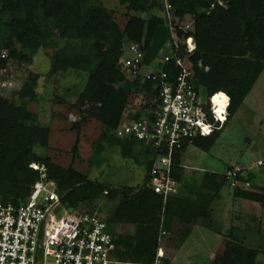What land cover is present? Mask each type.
I'll return each instance as SVG.
<instances>
[{"label": "trees", "instance_id": "trees-1", "mask_svg": "<svg viewBox=\"0 0 264 264\" xmlns=\"http://www.w3.org/2000/svg\"><path fill=\"white\" fill-rule=\"evenodd\" d=\"M120 1L128 12L140 13L131 14L123 28L111 15L103 23L97 20L92 0H0V201L16 206L25 203L40 177V170L31 166L38 163L55 180L57 192L67 208L90 207L102 194L117 200L102 217L114 233L115 227L122 224L132 226L133 231L116 233V258L150 262L162 245L159 242L161 225L170 227L166 219L174 218L189 226L203 224L213 229L211 205L223 187L234 189L237 197L257 202H264V194L233 188L225 172L206 171V180L192 187L193 191L172 195L165 204L162 196L148 186L150 170L159 151L137 140L120 139L114 135V130L124 115L130 113L132 92L144 96L153 86L151 81L127 80L118 62L131 43L141 44L145 59L153 61L170 50L172 37L168 20L158 12L164 9L162 0ZM168 1L180 23H192L190 31L186 34L179 31V36H194L196 50L191 58L197 86L207 96L224 92L231 98L230 114L223 128L210 136L198 137L193 143L208 152L264 72V0ZM38 48L53 50L52 72L88 74L75 104L81 120L76 121L73 128L79 129L81 122L90 117L98 120L103 133L95 143L92 162L99 164L108 147H118L124 158L145 166L146 174L140 187H113L94 182L77 169L65 168L53 161L46 152L50 126L28 107L29 102L39 97L38 73L29 72L17 100L2 94L3 72L11 59L20 58L22 51L29 55ZM5 51L8 54L4 57ZM26 56L23 54L21 59ZM166 68L171 74L178 71H174V62ZM69 94L74 95L72 91ZM79 142L78 137L74 152ZM187 148L188 145L183 146L174 155L173 175L179 182L183 180L182 157ZM251 177L244 172L240 179L251 182ZM189 226L179 231V240L187 239Z\"/></svg>", "mask_w": 264, "mask_h": 264}, {"label": "built area", "instance_id": "built-area-1", "mask_svg": "<svg viewBox=\"0 0 264 264\" xmlns=\"http://www.w3.org/2000/svg\"><path fill=\"white\" fill-rule=\"evenodd\" d=\"M164 17L168 20L172 40L170 50L153 60L145 59L143 46L131 43L118 62V68L130 82H152V89L139 95L124 115L114 135L124 140H137L159 151L150 170L148 186L163 198L179 194L181 182L173 175L174 155L198 137L221 130L230 114L231 98L224 92L207 96L197 86L192 56L196 50L191 22L180 23L173 6L164 0ZM7 51L3 56L7 55ZM174 62L177 73L167 70ZM208 69V68H207ZM175 76H174V75ZM11 82L3 79L1 89ZM226 95L228 103L221 108L214 100ZM135 106V107H134ZM134 110V113L131 112ZM140 113V115H137ZM257 165H264L260 159ZM37 169H41L33 164ZM252 167V166H251ZM244 168L235 166L225 171L233 188L253 190L250 181L240 176ZM98 209L86 205L67 208L57 192V185L46 170H41L25 203L16 206L0 201V264H166L165 248L160 245L150 262L116 258V233ZM163 237L161 232L159 241Z\"/></svg>", "mask_w": 264, "mask_h": 264}, {"label": "rangeland", "instance_id": "rangeland-1", "mask_svg": "<svg viewBox=\"0 0 264 264\" xmlns=\"http://www.w3.org/2000/svg\"><path fill=\"white\" fill-rule=\"evenodd\" d=\"M92 1L96 6L95 18L102 23L111 15L123 28L131 14H140L128 12L120 0ZM158 12L163 14L161 9ZM116 39L118 42L121 41L118 37ZM122 44L126 43L123 41ZM16 47L21 51L20 44ZM23 54L27 55L25 59H21ZM19 55L20 58L11 59L8 68L3 72V79L10 81L11 84L1 89L2 94L17 100L18 92L29 72L34 71L40 75L38 100L29 102L28 107L37 112L41 120L50 126V142L46 152L53 161L65 168L77 169L94 182L113 187H140L146 174L145 166L131 158H124L118 147H108L99 164L92 162L95 143L100 140L103 133V127L98 120L90 117L81 122L79 129L73 128V124L81 120L75 104L78 93L85 87L88 74L52 72V49L38 48L29 55L26 51ZM70 91L74 95L69 94ZM139 98L136 92H132L129 103L134 105ZM133 113L134 110L131 114ZM78 137L79 146L77 152H74L73 146ZM260 159L264 160V72L210 151H204L195 145L188 146L183 154L185 177L183 175L179 193L187 192L186 185L199 184L204 169L224 173L233 166L244 168L248 176L251 174L253 184L264 187V165L256 164ZM36 165L41 168L40 173L41 170H46L44 166L38 163ZM31 166L34 167L33 164ZM117 202L102 194L90 207L102 211V215H107ZM213 217V229L203 224L189 226L176 219H166L170 227L165 228L164 224L161 225L160 234L163 232V237L159 242L165 248L169 264H211V253L213 251L217 253L220 241L217 232L222 231L221 219H218L219 222ZM121 226L119 229L121 234L133 231L132 226L126 224ZM188 226L191 228L189 236L185 241L179 240V231ZM233 234L236 236V232ZM246 239L252 240L250 236ZM228 250L233 251L232 246H226L218 253L213 264H264V255L258 256L253 250L248 254L235 256L226 254Z\"/></svg>", "mask_w": 264, "mask_h": 264}, {"label": "crops", "instance_id": "crops-1", "mask_svg": "<svg viewBox=\"0 0 264 264\" xmlns=\"http://www.w3.org/2000/svg\"><path fill=\"white\" fill-rule=\"evenodd\" d=\"M182 165L185 171L183 157ZM206 171L218 172L216 170L204 169L200 176V183L203 179L206 180ZM212 180H214V178H212ZM199 184L186 185V193L193 191L191 188ZM183 189L184 187L182 186V190ZM253 190L264 194V187L253 184ZM181 194L182 193H179L177 195ZM211 208L212 216H214L213 218L217 220L221 219V222L218 221L222 225V231L220 230L217 232L220 240L216 250L217 253L215 251L211 253V264H213L217 254L221 253L226 246H232L233 251L228 250V252L226 251L225 253L232 254L233 256L248 254L250 250L257 252L258 256L261 254L264 255V202L237 197L234 194V189L225 186L221 189L219 196L213 200ZM121 227V225L116 227L118 233H120L119 229ZM234 232H236V236L233 234ZM248 236H250L252 240L248 241L246 239ZM222 246H224L223 249Z\"/></svg>", "mask_w": 264, "mask_h": 264}, {"label": "clouds", "instance_id": "clouds-1", "mask_svg": "<svg viewBox=\"0 0 264 264\" xmlns=\"http://www.w3.org/2000/svg\"><path fill=\"white\" fill-rule=\"evenodd\" d=\"M215 102L217 104L221 105V108H223L228 103V97L226 95H220L215 98Z\"/></svg>", "mask_w": 264, "mask_h": 264}, {"label": "bare ground", "instance_id": "bare-ground-1", "mask_svg": "<svg viewBox=\"0 0 264 264\" xmlns=\"http://www.w3.org/2000/svg\"><path fill=\"white\" fill-rule=\"evenodd\" d=\"M217 96H220V95H216L215 98H216ZM214 100H215V99H214Z\"/></svg>", "mask_w": 264, "mask_h": 264}, {"label": "snow or ice", "instance_id": "snow-or-ice-1", "mask_svg": "<svg viewBox=\"0 0 264 264\" xmlns=\"http://www.w3.org/2000/svg\"><path fill=\"white\" fill-rule=\"evenodd\" d=\"M214 99H215V97H214Z\"/></svg>", "mask_w": 264, "mask_h": 264}]
</instances>
